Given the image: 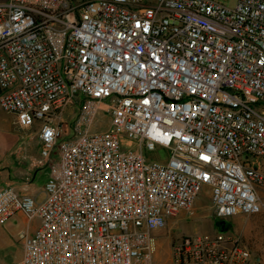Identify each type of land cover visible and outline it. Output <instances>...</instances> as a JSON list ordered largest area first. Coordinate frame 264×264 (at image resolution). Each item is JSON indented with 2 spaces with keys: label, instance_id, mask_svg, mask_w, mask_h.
<instances>
[{
  "label": "built area",
  "instance_id": "obj_1",
  "mask_svg": "<svg viewBox=\"0 0 264 264\" xmlns=\"http://www.w3.org/2000/svg\"><path fill=\"white\" fill-rule=\"evenodd\" d=\"M0 90L49 170L42 200L0 190V223L41 221L13 264H150L203 187L219 223L264 213V0L0 1ZM226 229L177 240L174 264H255Z\"/></svg>",
  "mask_w": 264,
  "mask_h": 264
},
{
  "label": "rangeland",
  "instance_id": "obj_2",
  "mask_svg": "<svg viewBox=\"0 0 264 264\" xmlns=\"http://www.w3.org/2000/svg\"><path fill=\"white\" fill-rule=\"evenodd\" d=\"M6 1V0H0ZM75 4L80 0H72ZM228 7H234L236 0H220ZM80 115V105L70 106L65 117L69 122H77ZM112 114L99 111L94 120L91 132H103L110 128ZM10 117L14 118L12 115ZM34 130L40 129L38 124L34 125ZM147 157L165 160L166 151L157 150L153 153L145 152ZM215 211L213 208L210 188L203 187L196 200L194 208L189 212H182L169 221L164 234L156 235L153 238L151 263L150 264H174L172 251L174 243L183 236L214 235L219 231V226L214 220ZM226 229L228 235L241 236L251 247L255 258H262L264 264V213H257L251 216L237 215L227 218ZM40 219L32 221L40 225ZM24 227L23 221L14 216L5 223H0V235L11 239L9 243L0 237V264H13L22 259V242L18 238V233Z\"/></svg>",
  "mask_w": 264,
  "mask_h": 264
},
{
  "label": "crops",
  "instance_id": "obj_3",
  "mask_svg": "<svg viewBox=\"0 0 264 264\" xmlns=\"http://www.w3.org/2000/svg\"><path fill=\"white\" fill-rule=\"evenodd\" d=\"M39 133L40 129L35 131L34 127L18 126L14 123V118L0 108V190L11 187L20 194L34 196L39 200L44 198L49 170L41 156L42 143ZM16 216L24 225L18 233V238L22 231L34 234L38 224L32 226V221H28L24 215ZM164 230H155L153 235L164 234ZM0 237L5 239L6 243L11 242L6 236ZM255 264H262V258L258 257Z\"/></svg>",
  "mask_w": 264,
  "mask_h": 264
},
{
  "label": "water",
  "instance_id": "obj_4",
  "mask_svg": "<svg viewBox=\"0 0 264 264\" xmlns=\"http://www.w3.org/2000/svg\"><path fill=\"white\" fill-rule=\"evenodd\" d=\"M214 220L219 221L217 217H214ZM223 226V229L226 227V223L224 221L220 222Z\"/></svg>",
  "mask_w": 264,
  "mask_h": 264
},
{
  "label": "trees",
  "instance_id": "obj_5",
  "mask_svg": "<svg viewBox=\"0 0 264 264\" xmlns=\"http://www.w3.org/2000/svg\"><path fill=\"white\" fill-rule=\"evenodd\" d=\"M218 226L219 228H223L222 224L221 223H218Z\"/></svg>",
  "mask_w": 264,
  "mask_h": 264
}]
</instances>
